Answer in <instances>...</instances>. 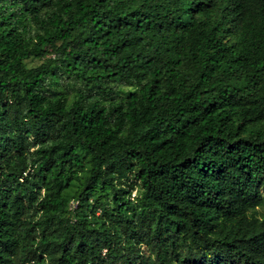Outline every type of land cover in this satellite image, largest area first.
I'll use <instances>...</instances> for the list:
<instances>
[{
	"label": "trees",
	"instance_id": "trees-1",
	"mask_svg": "<svg viewBox=\"0 0 264 264\" xmlns=\"http://www.w3.org/2000/svg\"><path fill=\"white\" fill-rule=\"evenodd\" d=\"M0 264H264V0H0Z\"/></svg>",
	"mask_w": 264,
	"mask_h": 264
},
{
	"label": "rangeland",
	"instance_id": "rangeland-1",
	"mask_svg": "<svg viewBox=\"0 0 264 264\" xmlns=\"http://www.w3.org/2000/svg\"><path fill=\"white\" fill-rule=\"evenodd\" d=\"M132 196H133V193H132Z\"/></svg>",
	"mask_w": 264,
	"mask_h": 264
}]
</instances>
